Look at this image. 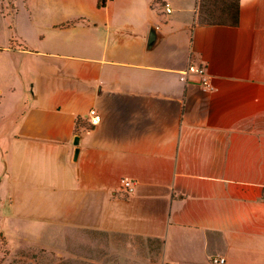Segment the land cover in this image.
Listing matches in <instances>:
<instances>
[{
	"label": "crops",
	"instance_id": "1",
	"mask_svg": "<svg viewBox=\"0 0 264 264\" xmlns=\"http://www.w3.org/2000/svg\"><path fill=\"white\" fill-rule=\"evenodd\" d=\"M167 2L0 0V264H264V0Z\"/></svg>",
	"mask_w": 264,
	"mask_h": 264
},
{
	"label": "built area",
	"instance_id": "2",
	"mask_svg": "<svg viewBox=\"0 0 264 264\" xmlns=\"http://www.w3.org/2000/svg\"><path fill=\"white\" fill-rule=\"evenodd\" d=\"M165 3V11L166 13H171L172 12V7L171 4L167 2V0H162ZM188 74H196L199 75L202 79V85L206 90H213L214 88L212 87L209 78L206 75V68L203 66H190L185 72L182 73V80H185V77ZM90 116H91V124L93 126L98 125L101 122V116L96 110H91L90 111ZM122 184L125 186V188L129 191L132 192L134 189V184L132 181L129 179H123ZM212 262L214 264H225L226 259L223 257H214L212 259Z\"/></svg>",
	"mask_w": 264,
	"mask_h": 264
},
{
	"label": "trees",
	"instance_id": "3",
	"mask_svg": "<svg viewBox=\"0 0 264 264\" xmlns=\"http://www.w3.org/2000/svg\"><path fill=\"white\" fill-rule=\"evenodd\" d=\"M209 1H211V0H209ZM105 5H106V0H100V7H105ZM201 11H202V13H200V22H202V23H206V22L213 20V21L223 22L220 24H224V25L225 24H229L232 26L238 25L239 0H235V2L231 6L229 5L227 7V9L225 10L227 13L226 17H219V16H215L213 14L209 15L208 14V8L203 9V3H202ZM227 17H229L230 19L228 20Z\"/></svg>",
	"mask_w": 264,
	"mask_h": 264
},
{
	"label": "rangeland",
	"instance_id": "4",
	"mask_svg": "<svg viewBox=\"0 0 264 264\" xmlns=\"http://www.w3.org/2000/svg\"><path fill=\"white\" fill-rule=\"evenodd\" d=\"M12 1V0H11ZM227 19L229 20L230 18L229 17H227ZM1 33H3V34H8V31H7V29H6V23H0V35H1ZM8 36H9V34H8ZM10 38V37H9ZM0 39L3 41V39H2V37H0ZM4 41H5V39H4ZM1 65V64H0ZM16 75V73H13L12 71H8V72H1V69H0V85H3L2 83H1V81L4 83V84H8L9 83V87H8V89H6V93L8 92V91H10L9 90V88L11 87V85L13 84V77ZM2 77H5V78H3L2 79ZM6 86V85H5ZM6 96H8L9 97V104H8V111H10L12 108H15V106H11L14 102H15V98H13L12 97V95H10V94H6ZM1 111V110H0ZM4 160V159H3ZM2 160V172L5 170V167H4V165L3 164H5V162ZM0 173L1 175L3 174V173ZM0 175V178H2L3 176H1ZM8 255V250H7V247H6V242L5 241H2V243L0 244V263H1V260H2V257H6Z\"/></svg>",
	"mask_w": 264,
	"mask_h": 264
},
{
	"label": "water",
	"instance_id": "5",
	"mask_svg": "<svg viewBox=\"0 0 264 264\" xmlns=\"http://www.w3.org/2000/svg\"><path fill=\"white\" fill-rule=\"evenodd\" d=\"M78 141H79V139L78 138H76V140H75V144L77 145L78 144ZM78 150L76 151V156L78 155Z\"/></svg>",
	"mask_w": 264,
	"mask_h": 264
}]
</instances>
